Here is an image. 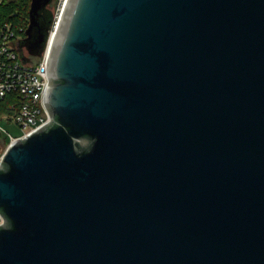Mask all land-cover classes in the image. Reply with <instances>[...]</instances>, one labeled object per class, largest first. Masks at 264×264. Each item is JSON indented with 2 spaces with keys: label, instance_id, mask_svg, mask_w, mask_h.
<instances>
[{
  "label": "water",
  "instance_id": "water-1",
  "mask_svg": "<svg viewBox=\"0 0 264 264\" xmlns=\"http://www.w3.org/2000/svg\"><path fill=\"white\" fill-rule=\"evenodd\" d=\"M47 81L0 163V264H264V0H66Z\"/></svg>",
  "mask_w": 264,
  "mask_h": 264
},
{
  "label": "built area",
  "instance_id": "built-area-1",
  "mask_svg": "<svg viewBox=\"0 0 264 264\" xmlns=\"http://www.w3.org/2000/svg\"><path fill=\"white\" fill-rule=\"evenodd\" d=\"M65 3L66 0L52 2L55 10L46 48L41 57L24 52L29 58L27 62L22 59L17 48V43L25 38L26 30L12 24L0 26V134L5 132L3 121L15 123L21 131L18 136L9 134L6 143L0 140V147L1 143L7 145L4 151L0 149V163L11 143L27 137L50 122V115L44 104L48 86L47 55ZM3 224L4 217L0 213V226Z\"/></svg>",
  "mask_w": 264,
  "mask_h": 264
},
{
  "label": "trees",
  "instance_id": "trees-1",
  "mask_svg": "<svg viewBox=\"0 0 264 264\" xmlns=\"http://www.w3.org/2000/svg\"><path fill=\"white\" fill-rule=\"evenodd\" d=\"M30 3L31 0H2L0 3V26L12 24L25 31L29 24ZM21 34L24 35V32ZM4 142L6 143L5 140Z\"/></svg>",
  "mask_w": 264,
  "mask_h": 264
},
{
  "label": "rangeland",
  "instance_id": "rangeland-1",
  "mask_svg": "<svg viewBox=\"0 0 264 264\" xmlns=\"http://www.w3.org/2000/svg\"><path fill=\"white\" fill-rule=\"evenodd\" d=\"M50 9L54 13V10H55L54 5L51 4ZM2 126H3V129L5 130V132L0 134V140L1 141L8 140L9 134H12L15 136H18L21 134V131L18 128V126L13 122L3 121ZM1 146H2V147H0V149H2L1 151H4L7 147V145H4V143H1Z\"/></svg>",
  "mask_w": 264,
  "mask_h": 264
},
{
  "label": "flooded vegetation",
  "instance_id": "flooded-vegetation-1",
  "mask_svg": "<svg viewBox=\"0 0 264 264\" xmlns=\"http://www.w3.org/2000/svg\"><path fill=\"white\" fill-rule=\"evenodd\" d=\"M49 10H51L50 8H51V4L50 5H48V7H47ZM24 52H27L26 50H24Z\"/></svg>",
  "mask_w": 264,
  "mask_h": 264
}]
</instances>
